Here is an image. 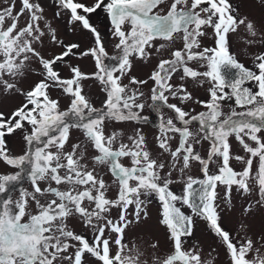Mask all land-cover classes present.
<instances>
[{
    "label": "snow or ice",
    "instance_id": "6c2138e0",
    "mask_svg": "<svg viewBox=\"0 0 264 264\" xmlns=\"http://www.w3.org/2000/svg\"><path fill=\"white\" fill-rule=\"evenodd\" d=\"M19 5L0 0V162L13 170L0 171V264H215L216 248L187 244L197 218L226 264H264V23L231 0ZM154 200L163 259L144 227Z\"/></svg>",
    "mask_w": 264,
    "mask_h": 264
},
{
    "label": "rangeland",
    "instance_id": "374dc122",
    "mask_svg": "<svg viewBox=\"0 0 264 264\" xmlns=\"http://www.w3.org/2000/svg\"><path fill=\"white\" fill-rule=\"evenodd\" d=\"M234 6H239L240 11L242 14L248 15L250 18L254 19L258 23H264V2L262 0H231ZM42 3L45 6L46 12L49 16L52 15L54 11V7L51 5V0H42ZM19 0H17V8H19ZM94 22H98L101 25V31L105 34V43H108V21L107 18L101 15L100 17L94 18ZM21 23H23V17L21 18ZM206 45H210V41H205ZM233 51H236L235 48L232 49ZM109 51H111V48H109ZM242 62L246 64V66L251 67L249 57L247 53L241 55L239 57ZM86 70H90V67ZM135 74H141V70L139 68H136L134 70ZM207 87V85H205ZM191 90V89H190ZM86 91L89 92V95L92 96L95 106L100 107V101L103 99L102 95L99 93V90L94 87H90L86 89ZM52 96L59 97V93L56 91H53ZM195 95L204 98L206 97V92L204 91L203 88H199L195 91ZM175 102V101H172ZM19 103V98L13 101V104H18ZM68 104V100L61 98V106L66 107ZM197 112L202 110L200 107L197 106L196 108ZM149 114L153 117V122L150 123L149 125L144 126V132L146 133L147 137L149 140L152 139L153 134L156 130V122H155V114L154 113H146ZM167 115V113H165ZM81 138V133L77 129H73L71 132V140L75 142L76 140ZM233 145L234 149L236 150L237 154H242V151L239 148L238 143L235 142L233 139ZM8 147L12 149L16 153H20L23 148V144L20 141L18 137H9L8 138ZM208 147L207 142H204L201 152L203 154V150ZM0 171L4 172H10L13 171L12 169L7 168L2 162H0ZM192 174L194 176H199L201 175L198 171L197 167H194ZM175 175V174H174ZM20 185H17L19 187ZM24 187H28V183L26 181L23 182ZM173 191L177 192L179 194L180 192V185H173ZM218 191L220 193L221 199L218 201L221 205V208H223V189L218 187ZM14 195H18V193H15ZM158 204L154 200L152 205H150V215L151 219L147 221L146 225L144 227L150 229L154 235L159 239L160 241V248L159 251L157 252V255L160 257V259H163L170 251H171V244L167 239V236L162 228L157 227L156 225V216L158 214ZM183 211L186 212V214H191L190 210L184 208L182 209ZM221 218L223 221V226L231 231H235L237 228V223H236V217L234 214L229 213L227 210L221 212ZM260 216L258 215L256 218V223L257 225L259 224ZM76 222L73 221V224ZM194 241H199L200 246L202 247L203 251L205 254H207L211 248H216L217 252L219 253L218 256L213 253V256H215V264H226V257L224 254V250L222 247H218V241L216 240L215 237L207 230L206 225L203 221L199 220L198 218L196 219V226L194 229V235L192 238H189L187 241V244L190 245ZM151 251V250H150Z\"/></svg>",
    "mask_w": 264,
    "mask_h": 264
}]
</instances>
